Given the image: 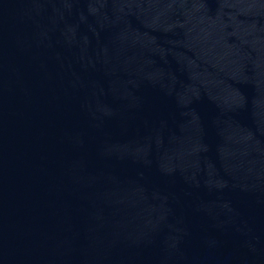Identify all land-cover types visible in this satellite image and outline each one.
Here are the masks:
<instances>
[{
  "label": "water",
  "instance_id": "obj_1",
  "mask_svg": "<svg viewBox=\"0 0 264 264\" xmlns=\"http://www.w3.org/2000/svg\"><path fill=\"white\" fill-rule=\"evenodd\" d=\"M0 264H264V0H0Z\"/></svg>",
  "mask_w": 264,
  "mask_h": 264
}]
</instances>
